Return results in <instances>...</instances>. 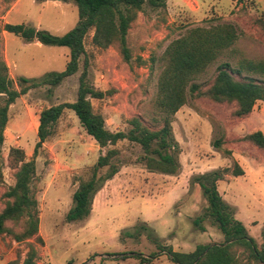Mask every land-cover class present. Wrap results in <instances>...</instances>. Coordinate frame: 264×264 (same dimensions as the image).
I'll use <instances>...</instances> for the list:
<instances>
[{
	"label": "rangeland",
	"instance_id": "obj_1",
	"mask_svg": "<svg viewBox=\"0 0 264 264\" xmlns=\"http://www.w3.org/2000/svg\"><path fill=\"white\" fill-rule=\"evenodd\" d=\"M259 18L264 19V0L242 4L237 0H167L165 11L145 8L132 24L127 36L129 62L123 60L117 46L94 47L90 33L76 74L56 88L29 90L9 107L0 149V210L4 191L14 184L15 171L7 163L9 150L19 148L27 161L32 159L40 112L76 100L85 61L90 83L110 93L102 100H90L110 132H128L129 121L135 117L155 129L164 118L156 108V97L165 48L194 28L217 24L236 28L234 45L196 79L199 91L204 93L219 64L231 62L234 66L241 59L264 62V30L255 22ZM77 21V8L71 2L0 0V57L16 90L19 77L36 79L64 71L69 49L26 43L5 32L4 26L25 24L63 36ZM233 109L234 104H217L199 97L189 99L170 117L176 146L172 155L179 166L172 175L148 170L140 161L143 150L126 140L99 148L75 114L65 110L53 135L35 157L38 236L42 244L29 242L38 251L36 264H138L135 255L154 254L149 264H173L166 255L168 248L190 253L198 245L222 244L223 235L208 216L207 201L194 183L195 177L214 170L227 171L217 190L260 248L264 243V154L243 138L256 131L264 135V101L257 102L246 119H232ZM108 149L118 151L111 161L117 173L100 184L90 215L83 221L67 223L65 216L73 206L72 196L79 182L87 179L90 168ZM235 165L243 175L234 176ZM109 171L105 167L99 176L105 177ZM27 251L24 243L0 236V264H22ZM245 262L239 257L237 263Z\"/></svg>",
	"mask_w": 264,
	"mask_h": 264
},
{
	"label": "trees",
	"instance_id": "obj_2",
	"mask_svg": "<svg viewBox=\"0 0 264 264\" xmlns=\"http://www.w3.org/2000/svg\"><path fill=\"white\" fill-rule=\"evenodd\" d=\"M9 2L15 0H8ZM71 2L77 8L76 26L63 36H54L25 24H6L4 31L20 37L24 42H36L42 46L66 47L69 49V61L62 72H51L36 79L18 78V87L8 76V67L0 57V149L4 142V130L8 122L9 107L16 99L29 90L41 87H58L65 79L78 72L80 58L85 55L84 41L92 33L91 43L99 49L117 46L125 62L131 59L127 36L138 15L145 8L154 12L165 11L167 0H63ZM242 4L246 0H237ZM252 1V0H251ZM256 24L264 30V19ZM238 38L236 28L231 24H217L209 28H194L179 39L173 40L163 53L164 67L157 79L156 108L164 116L157 128L152 129L138 118L129 121L128 132H110L105 120L93 110L90 100H102L110 93L95 89L88 79L87 64L79 77L77 97L73 103H62L43 109L38 118L37 142L31 160L19 148H11L7 163L14 172V184L8 187L2 197L4 204L0 210V236L11 237L17 243H24L28 251L22 264H36L38 251L34 240L42 244L38 236L39 211L34 185L36 178L35 157L42 145L53 135L54 127L65 110L72 111L85 133L99 148L115 146L118 142L128 141L138 145L144 152L140 161L148 170L161 174H175L179 168L172 155L175 149L170 117L187 104L189 99L205 97L217 104H234L230 116L232 119L247 118L257 102L264 101V62L241 59L234 66L223 62L216 68V75L209 88L201 93L196 79L213 64L224 51L229 50ZM263 78L257 81L255 78ZM159 123V121H157ZM264 154V135L253 132L243 138ZM118 154L108 149L105 155L98 157L90 168L86 180L79 182L73 193V206L65 216L67 223L85 220L91 213L94 194L100 184L110 180L117 173L111 164ZM108 167L105 177L99 176L100 170ZM226 170H214L194 178L207 201V214L223 235L222 244L198 245L193 252L180 253L167 249L166 255L173 264H238L239 257L264 264V243L258 248L245 227L234 218L231 208L221 198L217 183L224 180ZM234 176L243 175L235 165ZM0 185H2L0 167ZM142 230H146L141 227ZM133 238V235H129ZM163 247H159L162 249ZM237 251L241 252L239 255ZM162 252V251H160ZM154 255L139 259L138 264H149Z\"/></svg>",
	"mask_w": 264,
	"mask_h": 264
},
{
	"label": "crops",
	"instance_id": "obj_3",
	"mask_svg": "<svg viewBox=\"0 0 264 264\" xmlns=\"http://www.w3.org/2000/svg\"><path fill=\"white\" fill-rule=\"evenodd\" d=\"M35 43H36V42H35ZM37 44H38V43H37ZM38 45H40V44H38ZM254 107H255V106H254ZM253 109H254V108H253ZM252 112H253V110H252ZM252 112H251V114H252ZM251 114H250V115H251ZM250 115H249V116H250ZM249 116H248V117H249ZM248 117H247V118H248ZM245 119H246V118H245ZM252 133H253V132H252Z\"/></svg>",
	"mask_w": 264,
	"mask_h": 264
}]
</instances>
